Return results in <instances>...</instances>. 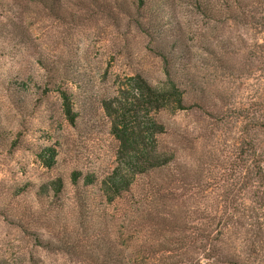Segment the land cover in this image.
<instances>
[{
	"label": "rangeland",
	"instance_id": "374dc122",
	"mask_svg": "<svg viewBox=\"0 0 264 264\" xmlns=\"http://www.w3.org/2000/svg\"><path fill=\"white\" fill-rule=\"evenodd\" d=\"M116 1L0 0V264H160L168 231L196 232L195 211H222L218 196L230 189L245 221L244 141L263 155L264 170V0H218L232 6L222 14L197 0H159L153 18L160 28L152 34L136 25L132 0L122 10ZM160 47L188 109L139 107L124 118L109 116L103 102L122 101L136 74L154 86L167 79ZM54 84L70 97L72 121ZM150 116L164 128L160 148L175 153L168 167L137 179L112 203L98 186H71L73 172L99 183L119 165L113 123ZM48 148L50 167L38 158ZM56 178L61 193L37 198ZM25 184L23 195L10 196ZM150 186L170 196L159 204L163 216L171 212L168 221L143 217L157 208Z\"/></svg>",
	"mask_w": 264,
	"mask_h": 264
},
{
	"label": "trees",
	"instance_id": "16d2710c",
	"mask_svg": "<svg viewBox=\"0 0 264 264\" xmlns=\"http://www.w3.org/2000/svg\"><path fill=\"white\" fill-rule=\"evenodd\" d=\"M199 8L205 7L206 11L215 10L222 14L225 9L231 10L230 3L221 4L218 0H197ZM203 1V2H202ZM225 1V0H224ZM228 2V0H226ZM234 1V0H229ZM238 1V0H236ZM115 2H117L115 0ZM126 0L116 3L120 10L124 8ZM134 6L133 11L137 15L136 25L140 30L152 34L160 28L158 21L154 17V5L159 6V0H132L128 6ZM142 20L145 23H140ZM159 25V26H158ZM158 50L157 54L161 57L167 79L161 85H151L140 74H136L131 79V85L125 91H122V101L112 105L109 101L103 102V108L109 113V116H115L116 119L124 118L130 111L139 107L160 112L168 106H172L176 111L188 109L184 105L186 92L182 90L178 81L172 78L168 68V56ZM54 92L58 93L62 100V112L66 119L73 120L70 108V97L66 89L60 85L54 84ZM203 96V95H202ZM197 96L200 103H204V98ZM264 106V103H263ZM264 110V107H263ZM246 112L245 110L242 111ZM264 113V111H263ZM244 117V116H243ZM246 118V117H245ZM264 121V115L262 117ZM264 127V125H263ZM113 135L118 142V158L120 160L109 175L104 177L99 183L91 176H83L80 172H73L70 175L71 186L78 187H96L103 200L112 203L115 200H123V196L130 194L132 187L137 179H145L151 174L158 173L168 167L175 159L174 151H163L158 145L156 139L164 132L163 125L158 123L151 116L142 122L135 121L134 124L113 123ZM10 148L15 143H10ZM53 150L43 149L38 158L41 164L46 167L51 166ZM240 160L244 166L245 173L242 177V188H244V199L248 202L243 209L245 221L240 220L238 212H241L237 206V192L233 190L225 191L218 197L223 201L222 211L216 206H204L195 211L200 226L196 227V232L188 234L187 226L179 227L176 232L179 237L170 236L174 231L170 230L168 237H164L160 243L159 252L166 257H161L160 264H263L264 257V170L261 166L263 155L258 152V148L251 141H244L240 148ZM174 180L175 177H174ZM253 180L256 186L253 185ZM29 185L14 187L11 197L23 195L29 189ZM64 183L61 178L49 181L41 185L37 191V198L41 195L51 193L57 197ZM151 202L156 205L155 214L145 218L146 221L158 220V222L167 220L171 212L163 216L165 205L159 204L161 201H168L169 195H161L155 186H150ZM153 204V205H154ZM252 204V205H250ZM15 216L19 218L22 213L15 210ZM138 212V211H136ZM158 215H157V214ZM207 219V222L203 220ZM168 221V220H167ZM173 227V225L171 226ZM174 228V227H173ZM239 241V242H237ZM194 251V255L191 252ZM190 255V256H189ZM172 260V262H171Z\"/></svg>",
	"mask_w": 264,
	"mask_h": 264
}]
</instances>
